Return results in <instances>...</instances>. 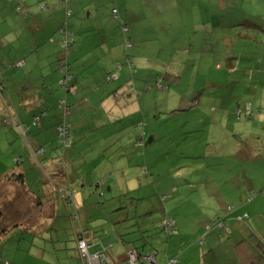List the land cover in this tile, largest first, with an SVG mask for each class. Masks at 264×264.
<instances>
[{
  "label": "rangeland",
  "instance_id": "obj_1",
  "mask_svg": "<svg viewBox=\"0 0 264 264\" xmlns=\"http://www.w3.org/2000/svg\"><path fill=\"white\" fill-rule=\"evenodd\" d=\"M17 1L11 0L10 3L0 0V12L8 13L6 4L14 6ZM86 2L89 7L77 17L83 18L87 26L95 28H91L93 30L88 31L86 36L81 35L80 40L77 38L72 49L66 51V55L72 66L68 73L74 76L78 88L73 100L78 103L85 99L90 107H81L80 110L84 111L82 119H69L71 129L64 145L66 157L61 172L71 174L73 178L81 173L80 184L94 181V178L91 181L92 173H95V179L101 177L100 173H104L103 182L99 180L102 187L111 181L112 184L118 183L122 186L123 190L118 194L122 195L120 199L111 194H107L105 199L97 197L99 205H96L95 213L106 220V227L112 226L116 235L118 226L122 228L134 224L140 220L139 217H143V222L140 223L142 228L137 231L133 225L132 232L127 236L132 247L139 253L144 249L143 253L149 251V247L145 248L148 245L142 246L143 238L149 237V246L157 251L161 246H168V242H177L178 233L167 237L162 232V225L165 217L175 220L172 217L173 211L181 210L179 219L189 236L185 238L186 242L180 249L182 254L186 251L191 254L188 260H184V264H232L230 261L226 262L224 254L219 252L220 246L214 248L209 256V249L212 247L206 240L210 231L206 233L205 229L203 234L206 233V238L202 235L196 236L192 224L198 225L207 220V226L211 227L214 219L229 214L228 206H235L234 212L243 209L241 216L245 213L249 215L250 225L249 221L243 222L257 233L253 237L245 236L243 243L259 250L257 253L253 251L256 258L264 257V246L259 248L256 240L264 244V215L254 216V209L259 206V202H264V195L257 194L248 203L239 202L241 199L251 198L246 196L248 189L243 172H247L255 181V188L250 194L258 193L264 187V164L262 160H257L258 157L253 159L251 165L246 164L243 159L236 160L231 157L233 151L239 148L255 146L260 149V141L264 143V137H258L264 127V59H259L262 58L264 49L260 47V40H257L256 50L260 53H257L253 65L244 62L238 66L237 58L231 55L232 52L251 49V46H240L241 40L248 39L238 41L237 33L264 35L258 25V17L264 15V0H223L222 5L227 7L224 12L218 9V3L214 6L205 1L206 8H209L206 14L195 7L189 14L181 15H170V0H138V3L136 0ZM192 3L195 2L191 0L193 6ZM125 7L129 11L124 10ZM112 9H117L120 17L112 16ZM130 11H141L144 14L138 17L140 21L132 27L126 22L125 31L121 23L132 15ZM211 13L218 17L209 25ZM242 18L253 20L258 27L254 28L253 25L247 29L238 26L236 21ZM75 19L76 17L71 21L72 31L75 23H78ZM11 23L3 24L4 29L0 31V60L13 61L19 51L15 39V34L18 35L19 31L13 32L11 28L18 22L13 20ZM127 40L133 47L127 46ZM20 55H26L23 49ZM128 58H136L134 69L137 70L129 69L128 73L124 69L121 74L120 67L117 69L120 65L115 62L128 61ZM241 60L248 61L247 58ZM1 63V68L6 66V62ZM245 67V70L238 71ZM91 69L93 71L90 75ZM103 69L113 71L118 76V81L111 79L104 82ZM26 70L29 71L28 67ZM60 71V68L57 70V63L47 64L41 70L46 80L56 77L54 93L66 100V91L60 84L63 77ZM121 75L128 78L123 80ZM5 83L9 90L10 85ZM114 88L117 90L114 91ZM192 93L201 100L196 107L191 105ZM67 100L68 104L72 102L70 97ZM237 105L241 108L251 105L253 110L257 107L262 110L253 125L257 135L253 137V145H247L245 138H240L238 142L227 140V136L231 135L229 130L239 128L238 123L232 124L236 116L233 119L228 118L230 121H224L218 114L222 109L225 114H229L231 110L236 112ZM198 108H202L199 109L201 115H195L191 111ZM38 113L35 112V115ZM2 118L10 120L8 114L0 111V152L8 155L7 151L13 145L14 149H20V153L27 152L21 137L9 132L12 126L2 125ZM245 118L242 116V120ZM28 122L31 123V120ZM43 128L48 131V135H54L51 137L56 145L54 129L49 128L47 122L43 124ZM149 138H152L151 142ZM138 139L143 143L142 149L137 147ZM220 144L223 146L224 157L219 161L215 151L212 152L211 149ZM50 149L52 148L47 147V150ZM257 149L258 156L260 151ZM227 153L230 155L228 159ZM18 158L16 156L14 162ZM108 160L112 165L106 166ZM2 162H6L5 156L2 157ZM26 163L27 170L38 175L34 167L29 162ZM57 165L54 164L52 168L44 165L46 174L42 179H49V175L60 172ZM75 169L77 174L74 175ZM145 169L147 172H144ZM239 172L242 173L238 174ZM109 173L112 175L110 180L107 177ZM68 178L70 179V175ZM240 189L241 193L244 192V198L240 196ZM234 192H237L236 195ZM81 195L86 200L88 193L81 191ZM149 195H153V198ZM135 200L136 204L143 205L138 207L142 215H138L135 205H132ZM240 205L243 206L239 207ZM59 207L57 216H62L56 219V224L67 226L66 216L61 211V206ZM122 208L124 213L121 217L126 220L118 224L119 218L116 215L122 210L116 211ZM112 211H115L114 215L110 214ZM17 219L19 222L12 225L1 223L3 229L9 232L0 235V264H80L74 249L69 251L68 259L58 256L59 247L27 235L29 229L23 223V214ZM42 222L43 225L53 226L52 217ZM14 224L17 226H13ZM51 234L55 240L59 239L55 232ZM61 236H64L63 241L74 242L71 229L63 230ZM222 236L214 241L221 245L229 242L228 247H231V237L224 238V233ZM123 237L125 239L124 235ZM200 239L205 240L203 246L199 244ZM214 241L211 242L213 247L216 245ZM103 243L106 242L103 240ZM239 264H244V261Z\"/></svg>",
  "mask_w": 264,
  "mask_h": 264
},
{
  "label": "crops",
  "instance_id": "obj_2",
  "mask_svg": "<svg viewBox=\"0 0 264 264\" xmlns=\"http://www.w3.org/2000/svg\"><path fill=\"white\" fill-rule=\"evenodd\" d=\"M86 1L87 0H18L14 6L18 4L22 5L23 13L13 12L14 13L13 14L11 11H14L13 10L14 6H11L10 4H6L8 13L6 12L5 14H3L0 12V17H1L0 31L4 29L2 26L3 24L9 22L11 23L13 20L18 22L11 27L13 32L19 31L18 35L15 34V39L18 42V46H19V51L15 59L13 61L7 59L0 60V65H3L1 62H6L5 67L4 66L3 68L0 67V72L2 73V78H1L2 82L0 83V86L3 87L2 93H0V111L1 113H4L6 115L8 114L9 118L11 119L14 118V121L17 122V124L18 123L21 124L22 127H26L30 124L28 121L29 119L32 120L33 116L35 115V112H40V113L46 112L48 114V117L43 121L41 127H43V124L45 122L48 123L51 121V119H57L56 118L57 116L55 117L57 113L56 114L54 113V111H56L57 104L59 100H62V102L65 101H63L64 99L59 94L54 93L55 90L54 80H56V77L46 80L41 70L45 69V65L47 64L51 65L53 63H57V70H59L58 61L61 58H65L68 60V58L61 53L60 50L61 48H59L61 38L58 31L59 28L65 22L67 23L68 26L67 28L71 30V21L73 18L76 17L75 21H77L78 23H75V25L73 26V31L71 30L74 33L75 40H77V38H79L80 40L81 35L86 36L89 33L88 31L93 30L91 28H95V27L87 26V24H84L83 18L77 17L78 15L85 13V10L87 9V7H89ZM136 1L138 3V0ZM140 1H144V0H140ZM193 1L195 3L194 4L192 3L193 4L192 6L191 0H170V2L168 3L170 7V11H169L170 15L189 14L191 10L195 7L199 11H202L204 14H206L209 8H206L205 1L207 2L208 5L212 4L214 6H217L218 3L217 6L218 9L223 10V12L227 10V7L223 6L224 5L223 0H193ZM9 2L12 3L11 0ZM69 4H71L72 6L70 7ZM220 5H222V7H219ZM113 10L115 9H112V16H115L116 18L117 16L120 17V12H118V10L116 9L117 15H114ZM124 10L129 11L126 7ZM67 11H71L72 13V17L70 19H66L65 15ZM24 12H27V14H24ZM143 14L144 12L141 11L132 13L130 17H126L124 23L126 25L128 23L132 27L140 21L138 17ZM209 17L211 18V23L209 25H212L213 24L212 21L213 20L215 21L218 16L211 13L209 14ZM258 18L260 19L258 21V25L261 28L263 27L264 15ZM253 22L254 21L249 18H242V19H238L236 21V24L238 26H241L242 28L249 29L254 24ZM256 25H254V28L258 27V25L257 26ZM125 28L127 30V26H125ZM237 34L238 36H236V39L238 41L243 38L248 39V40H241L242 42L240 46L243 47L251 46V49L248 51L242 50L235 53L232 52L231 54L232 57L237 58V62H241L242 58L253 57L252 61H247L253 65L254 61L256 60L257 53H260V51L256 50V42L257 40H260L259 41L260 47L263 50L264 35L257 36L254 35V33H250V32H243ZM127 46L131 48L133 47V44H131V42L127 40ZM22 49L26 54L24 57L20 55ZM58 49L60 51H58ZM53 59H55V62ZM135 60L136 58L134 60H130L128 58V61H124V62L116 61L115 64L120 65L117 67V69L120 67L119 72H121V74L123 73L124 69H126L128 73H130L129 69L132 68V70L130 71H135L136 69V68L134 69V65L136 64ZM27 67L29 71L26 70ZM51 69L54 70L53 67H51ZM96 70L98 71V69ZM92 71L93 69L89 71L90 75L92 74ZM108 72L113 73V71L108 69V71L107 70L104 71V75L105 73ZM112 76H113V80H115L117 75L113 73ZM121 78H123V80H126V78L128 77H123L121 75ZM5 82H7L10 85L9 90L7 89ZM120 86L121 85H119V87ZM95 90H97V88ZM116 90L117 89H115L114 91ZM68 97L71 98V96L67 95V98ZM67 98H66V102L68 103ZM75 98H71L72 103L69 104L70 106L71 104L72 105L75 104V106L69 109L67 108L68 112L71 113L69 118L71 120L74 117H77L76 120L82 119L83 117L82 114L84 111L80 110L81 107L83 109H89L88 106L90 107V104H88L87 101H84L85 99L79 101V103L83 102L81 106L80 104L74 102L73 99ZM75 108H77L78 110H76ZM206 108L208 110V106H206ZM243 109L246 110L245 107H243ZM256 109H259V107H257ZM233 111L231 110L230 113L227 116H225L224 114L225 111L224 109H222L219 111L218 116L224 118V121L225 119L226 121H230L228 118L234 117L232 115ZM253 111L255 112L256 115L254 119H252V122L239 121V120L237 121L232 118L233 119L232 124L238 123L239 128L230 129L229 132L231 133V135L227 136V140L238 142L240 138H245V142L247 143V145L255 144V140L253 137L257 135L253 125L255 124V119L258 117V115L262 113L260 112L262 110H256V111L253 110ZM193 112L196 113L195 115L202 114L201 110L199 109L196 110L194 109ZM11 114L15 115L16 117L13 116L12 118ZM9 132L16 135V137H18V134L13 129L9 130ZM27 132L29 134L28 136L29 140L34 138V141L36 143L39 142L40 144L43 145L47 144L46 142L48 141V139H46V137L48 134L46 132H41V131L34 132L32 131V129H27ZM260 134L261 135H259L258 137H260L261 139L262 136L264 137V127L263 129H261ZM51 136L54 137V135ZM141 136L143 137L144 135ZM232 137L234 139H232ZM151 140L152 138H149L150 142ZM50 146L52 145H48L44 147L45 149H47V147ZM23 148L24 147H22V149ZM215 149L212 148L211 151L212 152L215 151L216 158L217 160L220 161V159L224 157L222 152L223 151L222 144H220L219 146H215ZM256 149L257 148L255 146H252V148L247 147L246 149H242V150H246V152H242L241 154L238 153L237 151H233L231 157L236 160L243 159V161L246 164L249 163L248 165H251L252 162H254L253 159L257 157H258L257 160H264V143L260 141V149H257L258 151H260L258 156L256 155ZM248 151H251V153ZM7 152L8 155L3 152H0V171L2 170L0 172V211L2 214L1 222L11 223L10 225H12L13 223L19 222L17 217H20L23 214L24 215L23 223L27 224L30 234H32L34 238H36L37 240H42V239L45 240L50 236V234L42 235L43 232L42 229L46 227V225H43L42 220L45 219L46 221L47 218L52 217L54 221V216L55 213L58 214L57 208H60L59 206H61V211L64 214H66V211L68 210L66 207H64L62 200L59 198L57 190L60 191L65 190L67 188V185H69L72 194L71 195L72 202H74L73 208L76 209L77 214L79 215L82 214V216H85V219L88 218V220L90 216H96L95 214V209L97 208L96 205H99V203H97V197L105 199L107 194L109 195L111 194V196L115 197L116 199H120L122 196V195L120 196L118 195L119 192L123 190L122 186H119L118 183L117 184L109 183L107 185H103V187L101 183L100 184L98 183L99 180L103 182V180L105 179L104 173H100L102 175H100L101 177H98L97 179H95L94 177L95 173L94 174L92 173L91 181L93 180V178L94 181H92L91 183L80 184V182H82L80 178L81 173H78V176H76V178H73L71 174H67V173H60V172L53 173L52 175H49V179L45 178V180H43L42 178L45 177L44 175L46 174L45 172H43V174L42 173L40 174V179L38 180L37 178L39 177H37V174L33 172H29L27 170V167H25L26 160H24V158L31 161V158H29L31 149H29V151L27 152L20 153V149L18 147L14 149V145H13L10 146V149ZM48 153L49 152L47 151L45 152L44 164L45 166L49 165L48 168H52L53 165L55 164L57 152L56 154L52 152L49 154ZM3 156H5L6 162L1 163V159ZM16 156L20 157L21 160L23 158L24 161L21 167L13 168L12 165ZM229 157L230 155L229 153H227L226 158L228 159ZM107 162L109 163L106 164V166L112 165L111 161L108 160ZM29 163L32 165L33 162L31 161ZM76 170L77 169H75L74 175L77 174ZM119 170H123V169L119 168ZM241 173L239 172L238 174ZM60 174L63 176L61 177ZM19 175L20 177H18ZM65 175H67V179H69L68 175H70L71 180L69 181V183L68 182L66 183ZM243 175H244L245 183L247 184L246 188L248 189L247 194L246 193L245 194L246 196H249L250 195L249 193L255 188V181L250 177V175L247 172L244 171ZM17 177L21 179L18 182H17ZM51 180L53 182H51ZM101 190H103V193L101 192ZM81 191L88 193L86 200H84V198L82 197ZM113 191L115 195L112 193ZM236 193L237 192H234V195H236ZM239 193H241V189L239 190ZM243 193L240 194L241 197H243ZM149 196L153 198V195H149ZM243 201L247 202L248 200L247 199L239 200L240 203H243ZM134 202L135 203H132V205L137 206L138 215H142L138 207H142L143 205L140 203L136 204L137 200H135ZM161 203L163 202L161 201ZM258 204L259 206H257L256 209H254L255 217L264 215V211H262L264 210V202L263 203L259 202ZM242 206L243 205H240L239 207ZM70 210H72L71 207ZM241 210H237L236 212L233 211L232 214L231 213L225 214L223 215V217H217L212 221L211 227L216 228L215 225L217 224H215V222L217 221H221L219 222L221 223V226L217 227L214 230L213 229L210 230V233L208 234V238L206 241L208 242V245L212 247V249H209L210 251L209 256L213 252L214 248L220 246L219 252L224 254L226 262L230 261L232 264H234L235 261V264H239L240 261H244V264H247V262L250 261L248 264H264V259H262L261 256H259V259L256 260L252 248L246 246L245 243H243L244 242L243 239L245 236L249 237L251 236V234L256 235L257 233L254 232L252 227L248 226L246 222L238 220V218L241 217V212H242ZM114 212L115 211H112L110 214L114 215ZM181 212H182L181 210H178V211H173L172 213V217L176 221V227H177L176 233H178V236L176 238L177 242L174 243L168 242L167 243L168 246L166 247L161 246L158 248V252L156 253V259L158 264H166L169 258L174 257L176 255V251H175L176 248H180L181 246H184L186 242L185 238L189 236L187 229L183 228L180 222L179 214ZM123 213L121 212L120 214L116 215L119 218L117 220L118 224L124 222L123 218L121 217ZM148 215H150V213ZM140 218L142 219L143 217ZM139 221L141 223L143 222L142 220ZM244 221H249V225H250L249 215L247 219L246 218L244 219ZM207 222L209 221L203 220V222H200V224L198 225L192 224L195 229L196 236H201V235L205 236L206 233L203 234L205 231L204 225L205 224L208 225L209 223ZM238 222H243V224H239ZM133 225L137 227L135 223L131 225L122 226V228H119L118 226L117 235L114 233V229L112 228V226L109 225V227H105L106 231L103 234L100 233L102 228L98 226V221L94 220V224L92 226L95 227V229L97 228L96 231L97 233L91 232L92 234L87 235V240L90 243L89 246L90 253H96L97 251L101 250V246L98 244V242L100 240L99 238H102V240L106 242L103 245L105 247L107 244L108 246H110L109 249L106 250L108 261L110 262V264H124V261L126 259V249L128 248V244L123 243V241H121L120 239V236L122 234L125 236H129V234L132 232ZM13 226H17V224H14ZM137 228L135 229L138 231L139 229L142 228V225L138 229ZM8 232L9 230L8 231L5 230L3 234ZM223 233L225 234L224 238L231 237V240L233 241L231 247H228L229 242H226L224 245H221L220 243L214 241L215 239H220L221 237H223L222 236ZM126 241H128V239H126ZM213 241L216 243L215 247L212 246ZM69 247L70 248L73 247V244L70 243ZM195 248L196 247H194V249ZM204 251L205 250L202 251L200 250V252H204ZM196 252L199 253L198 251ZM190 255L191 254H189V252L186 251L183 254H181V256L178 255L180 256L179 260L172 261V264H184V260H188ZM181 258H183V261H181Z\"/></svg>",
  "mask_w": 264,
  "mask_h": 264
},
{
  "label": "trees",
  "instance_id": "obj_3",
  "mask_svg": "<svg viewBox=\"0 0 264 264\" xmlns=\"http://www.w3.org/2000/svg\"><path fill=\"white\" fill-rule=\"evenodd\" d=\"M7 1H10V0H7ZM13 10L14 11H12V13L13 12L23 13V7L20 4L16 5ZM24 14H27V12H24ZM65 16H66V19H70L72 17L71 11H67ZM125 26H126V24L125 23H122V27L126 31ZM67 27H68L67 26V23L65 22L59 28V31H58V33L60 35V38H61V42H60L61 53L64 54L66 57H67L66 51L71 50L72 49V46H74V44H75L74 33L69 28H67ZM261 30L264 31V22H263V27H261ZM261 54H262V58H261V60H262L264 58V52H262ZM247 60L248 61H252L253 60V57H249V58H247ZM244 62H247V61L238 62V66H241V64L244 63ZM58 63H59L58 66L61 69L60 72L63 75L62 79L60 80L61 87H62V89H64L66 91V94L67 95L71 96V98H75V96L77 94V89L78 88H77V85L75 83L74 76L73 75H70L68 73L70 69L72 70V66L68 62V60L65 59V58H61L58 61ZM260 64H262V63H260ZM262 68H264V67L262 66ZM245 69H246V67L245 68H240V70H238V71L241 72L242 70H245ZM130 70H132V68ZM104 71H105V69H104ZM112 75H113V73H110V72L105 73V75H104V81L105 82H109V81H111V79L113 80V76ZM1 78H2V73L0 72V83L2 82ZM68 78H70V79L67 80ZM118 79H119L118 76H116L115 80L118 81ZM63 80H65V81L67 80L66 81L67 86H64V87L62 86V82L61 81H63ZM129 80H131V78ZM159 82H157V83L159 84ZM69 87H74L75 88V92H73V93L69 92ZM160 88L162 89V87H160ZM2 90H3V87L0 86V93H2ZM63 101H65V102H62V100H59L60 103L58 102L56 111H54L55 114L57 113L55 115V117L57 116L56 117L57 119H51V121L48 122L49 123V128L54 129L55 139H56V145H54L53 144L54 139L50 135H47L46 139H48V141L46 143L48 145H52V146H50L52 148L50 150L45 149V147H44L45 145L40 144L39 142L36 143L34 141V138H32V139L29 140L28 139L29 134L27 132V129H32V131H34V132L41 131V132L48 133V131H46L45 128L41 127L43 121L48 117V114L46 112H42V113L39 112L38 114L34 115L33 118H32V120H31V123L28 126H26V127H22V125L19 124V123L17 124V122H15L14 121V118H13V116H15V115H12V114L11 115H12V118L13 119L10 118V120H6L5 118H2V120H1L2 125H4V126H12L10 128L13 129L18 134V136L21 137L22 142H23V145H25L24 147H26V150L29 151V149H31L30 157L29 158H31V161L34 163V164L32 163V166L34 167L35 171L38 173V175H37V177H39V178H37L38 180L40 179V174L41 173L43 174V172H45L43 170V169H45L43 166L45 165L44 164L45 163L44 160H45V152L46 151L49 152V153L52 152V153H55V154L57 152L56 159H55V164L57 165V163H58L57 168L60 170V173H65L64 171L61 172V169L64 166L65 157H66L65 156V146L64 145L68 141L67 139L69 137L70 129H71V123L69 122V118H70V114L71 113L68 112V109L71 108V107H74L75 104H73V105L71 104V106H70L66 102V100H63ZM199 102H201V100L199 101V98L195 95V93H192V96H191V105H192V107L198 106L200 104ZM82 103L83 102H80V103L78 102V104H80L81 106H82ZM68 105H69V107H68ZM198 109H202V108H198ZM236 109H237L236 112L234 110L232 112V115L235 112V115H233V116L234 117L236 116V119H234V120H237V121L238 120L239 121H248L247 119H249V121H251L252 119H254V117L256 115L255 112L252 110L251 105H249L247 108L245 107L246 110H244L243 107L241 108L240 106H238ZM193 110L194 109H191V111H193ZM256 110H261V109H256ZM224 114H225V112H224ZM227 115L228 114H225V116H227ZM242 116L246 117L245 120H242ZM36 118L38 119V121H35ZM17 125H19L20 128ZM136 144H137V147H139L141 149L143 148V143L139 139L136 140ZM53 146H55L56 148H53ZM22 147H21V149H22ZM53 149H55V150H53ZM242 149L243 148L238 149L237 152L240 153V154L242 152H246V150H242ZM61 150H63V152H60ZM248 152H250V151H248ZM24 160H26V162H31L30 160L25 159V158H24ZM24 160H23V158L21 160V158L19 157L16 162H13V165H12L13 168H15V167H17V168L18 167H21ZM262 161H263V164H264V160H262ZM144 172H147V170L145 169ZM54 173H59V172H54ZM54 175H57V174H54ZM62 176L63 175H61V177ZM18 177H20V175ZM18 177H17V182L19 180H21ZM107 177L110 180L112 178V175L111 174H108ZM70 180L71 179H67V175H65V181H66V183L67 182L69 183ZM51 182H53V181L51 180ZM98 183L100 184V182H98ZM109 183L112 184V181L109 182ZM56 190H57V188H56ZM57 191H58L59 198L62 200V202L64 204V207H66L68 209L66 211V214H65V216H66L65 218H66V220H67L68 223H67V226H64L62 224L60 226H58L56 224L57 223L56 222V219H60L61 216H57V214L55 213L54 221H53V226H51V227L46 226L45 228L42 229V231H43L42 232V235H45V234L46 235H49L50 234V236L49 237L47 236L48 237L47 239H45V240L42 239L41 241L42 242L43 241L44 242H48L50 245L59 247L60 249H58V251H59L58 256H62L65 259H68V256H66V255L69 254V251L71 249H74V251L78 254V258H79L80 264H83L82 263V258H81V253H80V248H79L80 247V243L81 242H87V243H89L88 240H87V235H90L93 232H96L97 231V228L95 229V227L92 226L94 224V220L95 221H98V226H100L102 228V230H101L100 233H103L104 234L105 231H106V229H105V227H106V220L104 218L100 217L99 215H97L96 213H95L96 216H90L89 220H88V218L85 219V216H82V214H80V215L77 214L76 209L73 208L74 202H72V197H71L72 194H71V190L69 188V185H67V188L65 190H62V191L57 190ZM101 192L103 193V190H101ZM257 194L264 195V187L261 188L260 190H258V193L250 194L248 197H251V198H247V200L248 201L253 200V198ZM70 207L72 208V210H70ZM135 207H136V212H137V206H135ZM124 208L117 210V212H119L120 210H122V213H123ZM227 209H228V212L229 213H232L233 211H235L234 206H229ZM1 218H2V214H1V211H0V235L3 234L4 231H5L3 229V227H2V225H1V223H2L1 222ZM245 218L246 219L248 218L247 213H245L244 216L239 217L238 220L239 221H244ZM139 219L142 220L140 217H139ZM125 220L126 219H123L124 222H125ZM219 222H221V221L215 222V224H217V225H215L216 228L221 226V223H219ZM140 223L141 222L138 221V222L135 223V225H137V227H138V225H140ZM62 226H64V227H62ZM206 226H205L206 233H208L210 230L213 229V227L207 226V228H206ZM57 227H59V228H57ZM69 229H71L74 242L73 241H69V240L63 241V237L64 236H61V232L63 230L64 231H67ZM93 229H94V231H93ZM150 231L147 233V235L150 233ZM52 232H55V235L57 236V238L61 239V241L59 239H56L55 240L54 237H53V235L51 234ZM162 232L167 237H173L175 235V233L177 232L176 221L173 220V219H170L168 217H165L164 220H163ZM39 233H40V231H39ZM27 235L28 236H32V238L34 237L32 234H30V231L27 233ZM251 236L253 237V236H255V234H251ZM99 237H101V236H99ZM126 237L127 236H125V239H124L123 235L120 236L121 241H123V243L128 244V248L126 249V259L124 261V264L127 263V261H128V253L131 252V251L136 252V254L138 255V258L139 259H138L137 264H152L147 259H142L144 256L145 257L153 256V258L155 259V264H158L157 263V259H156V253L158 251L155 250L153 247L149 246V244L151 243L149 241V237H148V239H144V238L142 239V246L148 245L145 248H148L149 247L148 248L149 251L144 252V253H143V251L145 249L142 250V253H139V251L135 247H132L133 245H132V243L130 241H126V239H127ZM204 238H206V234H205ZM99 239L100 240H99L98 244L101 246V249H104V253L106 255V258L108 259L106 250H108L110 246H108V244H107L106 247H105L103 245L104 244L103 243V240L101 238H99ZM256 240H257V244H258V247L259 248L262 245L264 246V244L260 240H258V239H256ZM70 243L73 244V247H71V248L69 247ZM204 243H205V240H203V239H200L199 240V244L201 246H203ZM245 245L247 246L246 243H245ZM252 249H253V251L255 253H257L259 251V250H256L254 248H252ZM88 251H89V249H88ZM175 251H176V255L174 257H172V258H169L167 260L166 264H172V261H178L179 260L181 254H182V250L180 248H177ZM89 253H90V251H89ZM91 254H94V253H91ZM178 255H180V256H178ZM261 258L264 259V257H261ZM258 259L259 258H256V260H258ZM5 264H8V263L5 262ZM108 264H110L109 261H108Z\"/></svg>",
  "mask_w": 264,
  "mask_h": 264
},
{
  "label": "built area",
  "instance_id": "obj_4",
  "mask_svg": "<svg viewBox=\"0 0 264 264\" xmlns=\"http://www.w3.org/2000/svg\"><path fill=\"white\" fill-rule=\"evenodd\" d=\"M113 14L117 15V11L113 10ZM69 79L70 78H68L67 80H69ZM66 81L65 80L61 81L63 87L67 86ZM69 92H71V93L75 92V88L69 87ZM35 121H38V119L36 118ZM89 246H90V243H87V242H81L80 243L79 248H80V253H81V258H82L83 264H108V259L106 258V255L104 253V249H101L100 251H98L94 254H91L88 251ZM138 259L139 258H138V255L136 254V252L131 251L128 253V261L126 264H137ZM142 259H147L152 264L155 262V259L153 258V256H148V257L144 256Z\"/></svg>",
  "mask_w": 264,
  "mask_h": 264
},
{
  "label": "water",
  "instance_id": "obj_5",
  "mask_svg": "<svg viewBox=\"0 0 264 264\" xmlns=\"http://www.w3.org/2000/svg\"><path fill=\"white\" fill-rule=\"evenodd\" d=\"M153 264H155V262Z\"/></svg>",
  "mask_w": 264,
  "mask_h": 264
}]
</instances>
